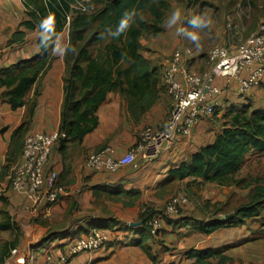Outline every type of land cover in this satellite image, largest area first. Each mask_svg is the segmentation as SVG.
Here are the masks:
<instances>
[{
  "label": "crops",
  "instance_id": "1",
  "mask_svg": "<svg viewBox=\"0 0 264 264\" xmlns=\"http://www.w3.org/2000/svg\"><path fill=\"white\" fill-rule=\"evenodd\" d=\"M26 18L27 9L23 0H0V69L39 54L40 48L37 45V38L41 34L39 31L28 32L24 43L9 44L21 21ZM259 22L260 20L257 26ZM243 24L246 23H242L244 30ZM164 31L155 37H148V40H145L146 36L141 39L142 55L152 65L158 66L161 73L174 52L173 43L164 38ZM246 32L253 31L248 29ZM168 36L173 38L172 34ZM160 40H163L162 46ZM69 41V29L65 28L56 38L50 67L38 78L28 93L27 100H36L29 133H52L60 130L67 67L65 57ZM180 46L183 45L177 48ZM216 83L223 87L224 79L217 77ZM263 83L264 79L258 86L241 94L238 91V82L234 81L232 87L220 95L225 103L223 102L224 105L213 116L214 118L210 116L201 120L191 134L177 138L168 151L156 157L138 155L137 166L129 165L117 172L93 171L85 166V160L90 152L112 145L116 148V154L123 156L137 143L141 130L146 125L163 124L169 110L170 100L164 85L157 103L139 120L133 118L127 102L119 92H109L97 110L99 124L93 131L87 133L81 141L64 144L57 142L53 146L47 170L58 173L59 183L66 188L67 193L51 212L44 214L39 207L29 208L27 198L9 188L0 198V223L9 221L11 224L9 229L0 230V252L3 251V245L15 241L18 237L19 245L13 249H19L27 254V260H22L18 254L10 252L4 264H46L47 254H60L67 239L84 235L98 226L116 228L112 242L100 250L78 254L73 258V264H190L192 261L188 258L187 252L193 248L184 250L178 244L179 234L183 233L181 231H187L205 236L206 234L196 229L203 220L187 216L191 219L188 218L189 224L186 226L180 223L186 214L168 216L159 234L147 241L152 254L156 257L155 262L136 244L142 236L143 223L136 226L132 224L142 222L143 205L149 204L155 210H160L171 195L173 185L178 187L193 184L192 178L168 183L170 169L178 167L201 147L215 140L222 132L225 121L223 116L229 106L241 107L252 104L253 109L263 108ZM4 91V87L0 88V95ZM26 113L27 105L13 109L7 101L0 99V184L5 186L9 183L7 176L11 168L4 174L2 171L7 164L11 139L14 131L22 124ZM114 190L121 191L122 200L109 198ZM135 190L140 192V196L131 205H126L125 201H130L132 197L129 195L124 197L125 192ZM14 225L20 229L19 236ZM45 237L49 238L46 242ZM171 241L175 245L167 249L165 245ZM208 247L212 246L195 249ZM231 249L228 254L233 261L240 257L242 264H264V255L235 256ZM30 254L33 257L32 261L28 260Z\"/></svg>",
  "mask_w": 264,
  "mask_h": 264
},
{
  "label": "trees",
  "instance_id": "2",
  "mask_svg": "<svg viewBox=\"0 0 264 264\" xmlns=\"http://www.w3.org/2000/svg\"><path fill=\"white\" fill-rule=\"evenodd\" d=\"M79 1L23 0L27 18L21 21L9 44L24 43L30 31L41 32L40 22L45 17H50L48 27L54 31L41 33L37 38L39 54L0 69V88H5L0 99L7 101L13 109L27 105L26 116L13 133L3 174L22 156L24 139L32 125L36 106V100H27L28 93L50 67L56 38L65 28L69 29L70 41L65 57L67 67L59 143L81 141L98 126L97 110L109 92H119L123 96L135 120H139L160 98L164 85L162 73L158 66L152 65L142 55L141 39L157 36L164 31L171 0H91L87 2L84 11L73 9V5ZM125 13L128 15L125 16ZM121 19L125 20L128 27L120 36H115L113 33ZM258 21L256 19L250 26V31H257ZM42 36L45 38L42 39ZM223 118L222 132L212 143L201 147L169 171L168 183L192 178L196 185L215 183L248 189L244 201L235 207L230 219L203 221L196 227L206 235L228 225H240L258 219L264 214V184L258 178H252L251 181L238 178L251 157L264 159V107L253 109L252 104L241 107L232 105L227 108ZM120 192L112 191L109 198L122 200ZM127 195L132 199L125 201V204L131 205L140 196V192H125L124 197ZM159 212L149 204L141 207L142 236L136 241L153 262L156 257L147 241L158 235L163 228L153 234L148 222ZM182 214L180 209L177 216ZM162 217L164 220L163 214ZM188 218L186 216L180 223L187 226ZM10 227L9 221L0 223V230ZM14 229L19 236V227L14 225ZM18 245V237L3 245L0 264H4L11 250ZM6 247L8 249L4 250ZM229 249V245L193 248L187 252V256L192 261L190 264H229L233 262L228 254Z\"/></svg>",
  "mask_w": 264,
  "mask_h": 264
},
{
  "label": "built area",
  "instance_id": "3",
  "mask_svg": "<svg viewBox=\"0 0 264 264\" xmlns=\"http://www.w3.org/2000/svg\"><path fill=\"white\" fill-rule=\"evenodd\" d=\"M90 1L81 0L73 5V9L84 11ZM227 29L240 35L239 43L213 46L207 54L211 70L205 74L190 68L189 63L196 55L189 46H180L172 53L162 72V81L170 100L168 114L162 125L145 126L137 143L123 156H118L112 145L90 152L85 166L93 171L110 172H117L129 165L135 167L138 155L156 157L168 151L177 138L188 136L201 120L221 109L223 100L220 95L229 90L234 81L238 82L241 94L258 86L264 79V30L244 36L243 29L234 23L228 24ZM217 77L224 79L223 87L216 83ZM61 135L59 131L26 135L21 159L7 176L8 185L0 184V198L12 189L27 198L29 208L39 207L44 214L52 211L67 193L66 188L59 183L58 173L47 170L53 146ZM184 193L174 194L163 212L160 210L149 220L148 226L153 234L163 228L162 214L177 216L180 209L189 203ZM115 231V227H93L84 235L69 238L60 254H47L46 264H73V258L78 254L107 247ZM11 253L27 260V254L19 249H13ZM28 260H33L32 254Z\"/></svg>",
  "mask_w": 264,
  "mask_h": 264
},
{
  "label": "rangeland",
  "instance_id": "4",
  "mask_svg": "<svg viewBox=\"0 0 264 264\" xmlns=\"http://www.w3.org/2000/svg\"><path fill=\"white\" fill-rule=\"evenodd\" d=\"M177 8L181 11V18L176 25L169 28L166 26V21ZM195 16L210 17L212 20L211 26L205 29H193L189 22ZM256 19L260 20L256 30H264V0H171L165 20L164 38L173 43L174 51L179 45L189 46L196 55L189 63L190 68L205 74L211 70L207 54L213 46L226 43L237 45L239 43L238 37L240 35L228 31V24L234 23L242 28V23H246L247 25L243 24V34L247 35L246 30L250 29ZM177 27L197 31L198 41L193 42L183 36H177ZM170 34L173 35V38L168 36ZM148 37L155 36H146L145 40H148ZM162 44L163 40H160V46ZM246 101L249 102V100ZM253 104L255 105V103ZM238 178H245L246 181L258 178L264 184V159L257 156L251 157L238 174ZM177 192H185L189 199V203L181 208L183 214L208 221L224 220L226 216H233L235 207L244 201L248 189L236 185L227 186L215 183H204L202 185L193 183L185 186L179 185L178 187L173 185L171 195L160 207L161 213L166 203ZM165 219H168V216L164 215V221ZM181 232L183 233L179 234L178 244L184 250L186 248L229 245L230 249L232 248V254L235 256L243 254L264 255V214L258 219L249 220L240 225H228L210 235L204 234L203 237L196 232ZM173 245L175 244L171 241L165 247L171 249ZM236 258L238 259L230 264L243 263L240 257Z\"/></svg>",
  "mask_w": 264,
  "mask_h": 264
},
{
  "label": "clouds",
  "instance_id": "5",
  "mask_svg": "<svg viewBox=\"0 0 264 264\" xmlns=\"http://www.w3.org/2000/svg\"><path fill=\"white\" fill-rule=\"evenodd\" d=\"M127 15L128 14L125 13V16ZM180 18H181V11L180 9L177 8L172 12L171 16L166 21V26L170 28L173 25H176L177 22L180 20ZM49 19L50 17H45L43 20H41L40 22L41 33L49 34L50 32L54 31L52 28L48 27ZM189 23L193 29L199 30V29L209 28L212 24V20L210 17L207 16H195L190 20ZM127 27L128 25L127 23H125V20L121 19L113 35L120 36L121 33H123ZM176 35L183 36L193 42H197L199 39V35L197 31H189L184 27H177ZM43 38L45 37L42 36V39ZM69 50H71V48H69ZM61 51H63V46H61Z\"/></svg>",
  "mask_w": 264,
  "mask_h": 264
},
{
  "label": "water",
  "instance_id": "6",
  "mask_svg": "<svg viewBox=\"0 0 264 264\" xmlns=\"http://www.w3.org/2000/svg\"><path fill=\"white\" fill-rule=\"evenodd\" d=\"M231 217L232 216H226V219H230ZM142 223H143V221L142 222H139V223H133L132 226L140 225Z\"/></svg>",
  "mask_w": 264,
  "mask_h": 264
}]
</instances>
